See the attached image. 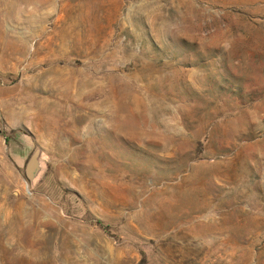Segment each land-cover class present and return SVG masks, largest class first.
<instances>
[{
	"label": "rangeland",
	"instance_id": "rangeland-1",
	"mask_svg": "<svg viewBox=\"0 0 264 264\" xmlns=\"http://www.w3.org/2000/svg\"><path fill=\"white\" fill-rule=\"evenodd\" d=\"M0 264H264V0H0Z\"/></svg>",
	"mask_w": 264,
	"mask_h": 264
},
{
	"label": "water",
	"instance_id": "water-1",
	"mask_svg": "<svg viewBox=\"0 0 264 264\" xmlns=\"http://www.w3.org/2000/svg\"><path fill=\"white\" fill-rule=\"evenodd\" d=\"M47 155L41 147L34 150L25 166V174L34 187L44 176L47 171Z\"/></svg>",
	"mask_w": 264,
	"mask_h": 264
},
{
	"label": "trees",
	"instance_id": "trees-1",
	"mask_svg": "<svg viewBox=\"0 0 264 264\" xmlns=\"http://www.w3.org/2000/svg\"><path fill=\"white\" fill-rule=\"evenodd\" d=\"M97 224H98V226H99L100 228H102V229H104V230H107V228H108V225L105 224V223L102 222V221H97Z\"/></svg>",
	"mask_w": 264,
	"mask_h": 264
}]
</instances>
